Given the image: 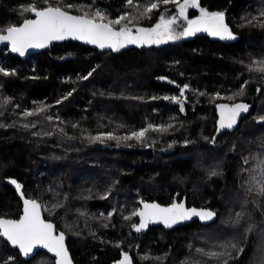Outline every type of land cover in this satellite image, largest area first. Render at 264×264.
I'll return each instance as SVG.
<instances>
[{
  "label": "trees",
  "instance_id": "obj_1",
  "mask_svg": "<svg viewBox=\"0 0 264 264\" xmlns=\"http://www.w3.org/2000/svg\"><path fill=\"white\" fill-rule=\"evenodd\" d=\"M149 2L64 0L112 19L136 15ZM32 4L46 6L45 0H0V30L31 19L23 8ZM199 5L225 14L235 43L194 37L100 52L68 41L25 60L7 46L0 49V68L14 73H0V217L21 214L9 185L15 179L27 199L42 205L44 219L65 234L74 264H112L122 253L134 264H260L264 250L256 245V226L264 208L251 198L243 199L241 210L235 203L253 193L251 167L246 178L239 174L252 147L264 140V122H257L264 117V71L257 70L264 66V0H199ZM175 12V4H160L129 26L152 27L161 15ZM187 16L197 18L199 8H189ZM178 23L180 31L185 22ZM240 103L248 110L237 127L213 140L218 105ZM41 106L45 112L24 115ZM149 124L166 130L150 129L142 141L91 139L104 133L123 137ZM174 201L213 210L216 221L135 233L132 212L141 203ZM251 210L253 229L242 233ZM241 211L236 224L235 212ZM232 238H239L235 248ZM229 247L228 256L209 255ZM8 257L15 258L10 264H54L42 252L23 261L0 238V264Z\"/></svg>",
  "mask_w": 264,
  "mask_h": 264
},
{
  "label": "snow or ice",
  "instance_id": "obj_2",
  "mask_svg": "<svg viewBox=\"0 0 264 264\" xmlns=\"http://www.w3.org/2000/svg\"><path fill=\"white\" fill-rule=\"evenodd\" d=\"M46 6L37 7L35 4L24 7L23 11L34 14L33 19H24L21 25L8 26L6 30H0V43H7L11 46V51L23 56L30 48H45L52 41H61L68 38L80 40L87 44H92L100 49H111L118 51L127 45L151 46L167 43L168 41L177 40L183 37L195 35L197 32H206L211 36H217L220 39H235L228 25L225 23L224 13L208 12L199 5V0H151V2L140 7L143 8L136 15L123 13L115 19L109 18L106 13L95 10H86L88 6H76L64 3V0H45ZM173 3L176 5V12L170 17L161 15L158 22L152 27H130L133 21L144 18L153 10H158L160 4L167 5ZM127 6L133 5V0H126ZM76 8L81 14H71V9ZM189 8H199V16L195 19H189L187 11ZM122 21L126 23L122 24ZM179 21L185 24L180 31ZM119 26V27H116ZM6 32V34H4ZM264 65V62H261ZM257 70L264 71V66ZM0 73L4 75L9 73L0 68ZM88 75H91L89 73ZM87 79V77H84ZM186 87V86H185ZM242 91V90H241ZM184 90L181 89L180 96L183 97ZM168 99V97H165ZM172 100L180 103V110L183 111V103L178 97H172ZM220 109L219 129L232 128L236 123L237 116L240 112H246L248 105L240 103L232 107L228 105H218ZM45 112V107L41 106L34 111L25 112V116H34ZM51 120L52 117L47 116ZM264 120V117L260 118ZM35 127V124L31 125ZM24 127H29L25 124ZM163 131L166 129L158 128L149 124L147 127L138 131H133L126 136H116L114 133H104L91 137L92 140H100L101 136L109 139L128 140L136 139L142 141L146 138L149 130ZM214 139V138H213ZM215 175V173H212ZM19 191L21 186L15 180L10 181ZM248 191H252L251 188ZM259 195H264V183L259 186ZM23 211L19 219L0 218V238L7 241L13 248L19 250V254L28 257L37 249H46L48 253L54 255L55 264H71L68 252L64 245L65 236L63 233L55 234L54 225L46 221L41 216L42 205L36 200L23 198ZM133 216L140 217L139 225L133 227L137 232L141 231L148 222L162 221L165 226L170 227L172 224L191 219L198 216L201 220L212 219L215 213L207 210H197L196 208L186 209L183 203H173L169 207H161L158 204L144 203L143 208L139 211H133ZM243 211L236 213L235 222L239 223L243 218ZM130 217H125L129 219ZM251 231V228L248 229ZM227 247V246H225ZM231 247L235 248L233 244ZM242 251V249H240ZM211 256H226L228 252L210 253ZM14 257H8L3 264H10ZM119 264H131L127 254H124L123 260ZM225 264L227 262L225 261Z\"/></svg>",
  "mask_w": 264,
  "mask_h": 264
},
{
  "label": "water",
  "instance_id": "obj_3",
  "mask_svg": "<svg viewBox=\"0 0 264 264\" xmlns=\"http://www.w3.org/2000/svg\"><path fill=\"white\" fill-rule=\"evenodd\" d=\"M31 16H32L31 19L35 18L33 13H31ZM224 18H225V23L227 24L226 16H225V15H224ZM21 24H22V23H21ZM21 24H20V25H21ZM227 25H228V24H227ZM228 27H229L230 31L232 32V29L230 28L229 25H228ZM232 33H233V32H232ZM4 34H6V32H4ZM233 35H234L235 39H220L219 37H217V36H211V35H209V34L206 33V32H197L195 35L188 36V37H183V38H184V39H191V38H194V37H206V38L210 39L211 41L219 42V43H221V44H223V45H228V44H233V43L236 42V40H237V36H236L234 33H233ZM68 41H71V42H73V43L81 44V45H83V46H85V47L92 48V49L98 50V51H100V52H110V51L114 52L113 50L108 49V48L100 49L99 47H97V46H95V45L87 44V43H85V42H83V41H80V40H73V39H71V38H68V39H65V40H61V41H52V42H50V44H49L47 47H45V48H30V49H28V50L25 52V54H24L23 56L19 55V53L12 52V51H11V46H10V44H7L6 42H5V43H0V49L3 48V47H5V46H7V48H8V52H9L11 55H13V56H15V57H18V58L21 59V60H25V59H27V58H29V57L35 55V54H38V53H40V52H42V51H45V50L48 49L52 44H60V43H63V42H68ZM166 81H167V80H166L165 78L161 79V82H163V83H165ZM240 118H241V115L239 114V115L237 116L236 123H235V126H236V127H237V125L239 124V122H240V120H241ZM257 122H258L259 124H261V123L264 122V120H258ZM217 130H218V129H217V127H216V131H215V133H214V135H213V138H214V139L219 135V131H217ZM11 180H15V179H11ZM11 180H10V181H11ZM10 181H9V185H10V187L16 192V195H17L18 199L20 200V202H21V204H22V207H21V214H20V216H21V215H22V211H23V199L21 198V194H23V198H26V197L24 196V193H23V187L20 185L21 188H20V190L18 191V190L16 189V186H15L14 184H12ZM15 181H16V180H15ZM16 182H17V181H16ZM17 183H18V182H17ZM18 184H19V183H18ZM174 202H175V203H183L186 209L196 208L197 210H207V211H211V212L215 213L213 210L206 209V208L188 207L187 204L185 203V201H180V202H178V201H174ZM174 202H173V203H174ZM144 203H148V204H158V205H160L161 207H169V206H171V205L173 204V203H171V204H169V205H161V204H159V203H157V202H143V203L140 204L139 210L143 208V204H144ZM139 210H138V211H139ZM20 216H19V218H20ZM41 216H42V218L44 219V216H43V213H42V208H41ZM0 218H3V217H0ZM19 218H18V219H19ZM216 218H217L216 213H215L214 217H213L212 219H209V220H201L198 216H193L191 219L178 221V222L172 224L170 227L165 226V224H164L162 221H158V222H148V223L146 224V226H145L144 228L141 229V231L137 232V231L135 230V228H134V231H135L136 234L140 235V234H142L143 232H145L149 227H158V226H159V227H162L165 231H170V230H173V229H175V228H178V227H181V226H185V225L191 224V223L196 222V221H197L198 223H200L201 225L211 224V223H213V222L216 221ZM46 221H47V220H46ZM49 222H50V221H49ZM51 223H52V222H51ZM139 223H140V217L137 216V224H136V225L138 226ZM52 224H53V223H52ZM53 225H54V224H53ZM54 227H55V225H54ZM59 233H62V232H61V231H57V228L55 227V234H59ZM63 234H64V233H63ZM64 236H65V234H64ZM2 240H3L4 242L7 243V241L4 240L3 238H2ZM7 244H8V243H7ZM8 245H9V244H8ZM64 245H65V248H66V250H67V252H68L69 258H70V260H71V264H74V262H73V260H72V257H71V255H70V252H69V250H68V247H67V238H66V236H65V240H64ZM9 246H10L12 249L17 250V251L19 252V250H18L17 248H13L11 245H9ZM39 252L45 253L48 257L54 259V264H55V259H56V258L54 257V255H53L52 253H48L46 249H42V248H41V249L34 250V252H33L32 254H30L28 257H24V256H22L21 254H20V256H21V258H22L23 261H29V260H31L34 256H36L37 253H39ZM124 254H127L128 257H129V259H130V261H131V264H134V263H133V260H132V258H131V256H130L129 253H122L121 256H120V258H119L117 261L113 262L112 264H119V262H120L121 260H123V256H124Z\"/></svg>",
  "mask_w": 264,
  "mask_h": 264
},
{
  "label": "rangeland",
  "instance_id": "obj_4",
  "mask_svg": "<svg viewBox=\"0 0 264 264\" xmlns=\"http://www.w3.org/2000/svg\"><path fill=\"white\" fill-rule=\"evenodd\" d=\"M166 17H170V15H168ZM128 46H132V45H127L126 47H128ZM145 46H147V45H145ZM151 46H153V45H151ZM200 162L201 161H198V163H196V164L199 166ZM262 167L264 168V140L263 141H257V143L252 147L249 155L247 156L245 162L242 165L243 169L241 170V172L239 174V179L246 178L247 177V173H248V169L250 168V170H251V189H253V193L249 194V193L245 192L242 195L240 200L235 203L236 206L239 208L238 210L242 209V205L244 203L243 199H247L248 200L250 198L259 207H263L264 208V195L257 194L258 191H259V186L263 183V180H264V174H263L264 172H262ZM210 176H211V174L208 173L206 175V177H207L206 179L210 180L211 179ZM255 189H256V191H255ZM236 213H238V212H235V217L234 218H236ZM247 218H248V220L245 222V224L247 226H242V227L239 228L242 233H249L253 229V226L251 225V223L255 219L253 210L248 212ZM249 228H251V231L248 230ZM232 229H235V228L232 227ZM256 231H257L256 245L261 248V252H262V249L264 250V215H262V217L259 219V223L256 226ZM236 232L237 231L235 229V233ZM237 240H239V238H232V240H230V243H229L230 246L233 243H235V241H237ZM228 249H229L228 253L233 252V251H231V247H229ZM257 260H258V262L260 264H264V252L263 253H258V259Z\"/></svg>",
  "mask_w": 264,
  "mask_h": 264
},
{
  "label": "flooded vegetation",
  "instance_id": "obj_5",
  "mask_svg": "<svg viewBox=\"0 0 264 264\" xmlns=\"http://www.w3.org/2000/svg\"><path fill=\"white\" fill-rule=\"evenodd\" d=\"M246 113H247V111L246 112H240V115H241V118L240 119H242L245 116ZM219 120H220V109L218 110V117H217V123H216L217 124L216 125L217 126V129L219 128ZM235 128H236V126L234 124L232 128L219 129V135H224V134H227L229 132H232ZM215 139H213V140H215Z\"/></svg>",
  "mask_w": 264,
  "mask_h": 264
},
{
  "label": "bare ground",
  "instance_id": "obj_6",
  "mask_svg": "<svg viewBox=\"0 0 264 264\" xmlns=\"http://www.w3.org/2000/svg\"><path fill=\"white\" fill-rule=\"evenodd\" d=\"M4 49V48H3ZM78 75V74H77ZM75 78V77H74Z\"/></svg>",
  "mask_w": 264,
  "mask_h": 264
}]
</instances>
